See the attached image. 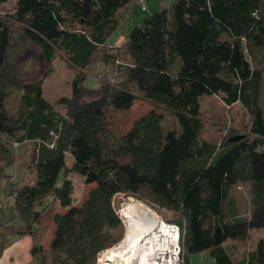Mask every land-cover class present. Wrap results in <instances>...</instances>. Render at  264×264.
<instances>
[{
  "label": "trees",
  "instance_id": "trees-1",
  "mask_svg": "<svg viewBox=\"0 0 264 264\" xmlns=\"http://www.w3.org/2000/svg\"><path fill=\"white\" fill-rule=\"evenodd\" d=\"M137 1L14 0L3 10L0 0V184L14 210L6 219L0 203V254L28 236L32 264H97L122 241L113 198L123 194L171 214L183 264L201 253L215 264H264V239L239 259L226 246L237 251L264 230V0L161 2L110 46ZM30 49L39 63L28 73ZM59 57L74 76L70 94L50 101L44 81ZM93 71L102 77L90 87ZM213 94L248 118L218 144L201 136L200 99ZM137 101L153 108L124 133L110 132L109 110ZM157 108L175 126L165 127ZM71 173L91 185L79 204ZM240 183L250 192L244 214L232 195ZM55 202L65 210L52 214L45 249L42 220Z\"/></svg>",
  "mask_w": 264,
  "mask_h": 264
},
{
  "label": "rangeland",
  "instance_id": "rangeland-1",
  "mask_svg": "<svg viewBox=\"0 0 264 264\" xmlns=\"http://www.w3.org/2000/svg\"><path fill=\"white\" fill-rule=\"evenodd\" d=\"M174 0H145V12H141L140 5L136 2L132 7L131 16L127 19L126 22L121 24L119 29L109 37L107 43L112 46H118L125 33L128 30H131L144 18L154 14L161 2L170 3ZM14 0H6L5 4H3V10H10L13 7ZM115 47V46H112ZM38 51L36 49H30L25 52L23 58L28 62L24 64V66L30 65L29 72L34 71V67L39 63L38 61ZM127 62V60H124ZM54 72L49 75L44 81V93L45 96L50 100L54 101L57 97L61 95H69L70 94V83L74 76V71L67 68L65 61L59 57L54 62ZM107 69V67H105ZM114 68H111L113 70ZM26 70V69H25ZM90 78L87 79L86 84L90 87H94L97 85L98 80L102 77V74L98 73L97 71H93ZM11 100L9 99V102ZM201 104V113L204 118V125L201 131V136L211 142L219 143L224 136H226L230 131L237 130L241 127L242 123H246L248 118L244 114L243 110L239 107L238 104H234L232 106H226L220 94H213V95H204L200 99ZM55 107L59 111H63L62 107L56 106ZM153 106L147 101H137L133 104V106L129 110H109L108 112V129L110 132L115 134H122L127 131L133 124V122L138 119L140 116L147 113L151 110ZM156 111L162 115L163 124L165 127H173L175 126L174 118L168 114L162 108H157ZM27 159H29V152L26 155ZM72 156L70 154H66L65 162L67 165L72 163ZM11 169V168H10ZM26 178L25 181H30V175L25 172H20ZM69 177L72 179L74 183V198L76 204H79L84 197L87 195V192L91 185L84 183L80 177V175L76 173H71ZM21 181H24L21 179ZM4 188V185L1 187ZM232 195L238 205V208L241 213H247L250 208V192L248 184L240 183L234 187L232 191ZM130 200L139 201L131 196H124L123 194H117L113 198L114 206L117 210L118 215L123 221L121 212L124 205ZM140 202V201H139ZM142 203V202H141ZM144 204V203H142ZM145 205V204H144ZM152 209V208H150ZM153 210V209H152ZM154 213L158 216L159 219H163L165 221H169L171 214L165 212L163 210H153ZM52 213V211H50ZM7 215H10L9 210H7ZM44 230L49 231V227L51 225V219L46 218L44 219ZM123 237L125 236V223L123 221ZM43 231V232H45ZM257 238H264V230H253L251 231V240L245 244H242L237 249L238 254L241 255L242 251H247V249L251 248V243L256 242ZM121 242V241H120ZM119 242V243H120ZM118 243V244H119ZM117 244V245H118ZM116 245V246H117ZM103 258V255L100 256ZM196 264V263H194Z\"/></svg>",
  "mask_w": 264,
  "mask_h": 264
},
{
  "label": "bare ground",
  "instance_id": "bare-ground-1",
  "mask_svg": "<svg viewBox=\"0 0 264 264\" xmlns=\"http://www.w3.org/2000/svg\"><path fill=\"white\" fill-rule=\"evenodd\" d=\"M125 223V236L119 246L104 252L100 258L103 264H153L151 259L156 253L157 243L163 233L160 219L146 205L130 200L121 212ZM165 241L169 239L164 236Z\"/></svg>",
  "mask_w": 264,
  "mask_h": 264
},
{
  "label": "crops",
  "instance_id": "crops-1",
  "mask_svg": "<svg viewBox=\"0 0 264 264\" xmlns=\"http://www.w3.org/2000/svg\"><path fill=\"white\" fill-rule=\"evenodd\" d=\"M141 12H145L146 8L144 6V10H142V7H140ZM123 40V39H122ZM116 46V45H112ZM29 174L28 172H25ZM30 176V182L33 180V176L29 174ZM20 179L26 178L23 174L19 173L17 174ZM4 185V188H1ZM0 203L2 207L5 209V217L6 219H10L14 217V210H13V204L12 199L7 196V184L2 183L0 184ZM7 210H9L10 215H7ZM65 208L59 206L56 202L52 204L51 208L48 212L45 213L43 220H42V226L44 228V219L52 217L53 213L56 212H63ZM52 211V213H50ZM46 230V229H45ZM43 230V231H45ZM53 235V223L51 220V225L49 227V231L42 232V246L47 249L50 243V240ZM260 239L264 238H257L256 242ZM251 240V233H250V239ZM255 242L251 243V246L254 245ZM32 238L25 236V237H18L13 238L9 241L7 246L3 249L2 253L0 254V264H32V257H31V248H32ZM226 246L230 249V254L234 259L238 258V251H236V245L232 242H227ZM249 249H247L248 251ZM247 251H242L241 254L246 253ZM189 263L190 264H215V262L205 253L193 255L189 257Z\"/></svg>",
  "mask_w": 264,
  "mask_h": 264
},
{
  "label": "built area",
  "instance_id": "built-area-1",
  "mask_svg": "<svg viewBox=\"0 0 264 264\" xmlns=\"http://www.w3.org/2000/svg\"><path fill=\"white\" fill-rule=\"evenodd\" d=\"M137 2L142 7V10H144L145 0H138ZM160 230L161 231L163 230L167 235L160 233V235L162 236L159 242L157 243L158 251L154 253L151 259V263L153 264H183V261L181 259L179 227L175 225V223L160 219ZM164 236H167V238L169 237V239L165 241ZM117 246H119V244ZM115 247L111 249H114ZM104 252L99 255L97 264H103L100 261V256L104 254Z\"/></svg>",
  "mask_w": 264,
  "mask_h": 264
},
{
  "label": "water",
  "instance_id": "water-1",
  "mask_svg": "<svg viewBox=\"0 0 264 264\" xmlns=\"http://www.w3.org/2000/svg\"><path fill=\"white\" fill-rule=\"evenodd\" d=\"M239 137H235V138H232L231 140H236V139H238Z\"/></svg>",
  "mask_w": 264,
  "mask_h": 264
}]
</instances>
